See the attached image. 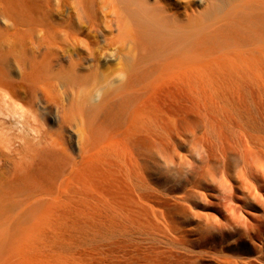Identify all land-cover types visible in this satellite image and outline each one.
Here are the masks:
<instances>
[{"label":"bare ground","instance_id":"1","mask_svg":"<svg viewBox=\"0 0 264 264\" xmlns=\"http://www.w3.org/2000/svg\"><path fill=\"white\" fill-rule=\"evenodd\" d=\"M208 63L264 68V0H0V264L89 174L149 207L188 264L195 243L261 261L210 240L256 234L241 214L263 203L264 94L156 92Z\"/></svg>","mask_w":264,"mask_h":264},{"label":"rangeland","instance_id":"2","mask_svg":"<svg viewBox=\"0 0 264 264\" xmlns=\"http://www.w3.org/2000/svg\"><path fill=\"white\" fill-rule=\"evenodd\" d=\"M179 80L172 78L159 85L156 92L165 94L161 98H165L166 104L171 97H179L178 94H264V68L253 73L237 64H199ZM252 105L257 109L256 104ZM188 149L189 146L185 148ZM2 182L6 183L7 179L0 174V185ZM80 183L84 193L77 199L64 195L60 203L49 209L47 217H43L44 222L23 225L20 236L13 239L3 253L1 264L187 262L185 252L188 249L168 245L162 238L163 233L157 231V222L149 207L128 203L122 184L106 174L86 175ZM262 201L252 212L241 214L242 221L254 227L256 234L246 236L244 242H236L237 236L228 234L224 240L215 236L210 240L213 247L224 256L234 254L256 260L260 255L262 259L256 263L264 264V248L259 251L264 246V191ZM216 219L222 220L219 216ZM188 237L194 240L197 234L192 230ZM209 246L195 243L192 250L197 253L198 257L194 258L198 264H215L217 256L207 253Z\"/></svg>","mask_w":264,"mask_h":264}]
</instances>
